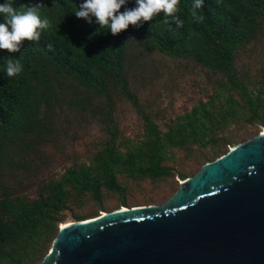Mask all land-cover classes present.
<instances>
[{
    "label": "trees",
    "instance_id": "obj_1",
    "mask_svg": "<svg viewBox=\"0 0 264 264\" xmlns=\"http://www.w3.org/2000/svg\"><path fill=\"white\" fill-rule=\"evenodd\" d=\"M34 2L52 28L0 50V264H40L64 223L166 202L264 128V0H203L202 23L179 0L183 27L161 13L118 35L76 16L84 0H12Z\"/></svg>",
    "mask_w": 264,
    "mask_h": 264
},
{
    "label": "water",
    "instance_id": "obj_2",
    "mask_svg": "<svg viewBox=\"0 0 264 264\" xmlns=\"http://www.w3.org/2000/svg\"><path fill=\"white\" fill-rule=\"evenodd\" d=\"M40 264H264V128L162 204L62 224Z\"/></svg>",
    "mask_w": 264,
    "mask_h": 264
},
{
    "label": "clouds",
    "instance_id": "obj_3",
    "mask_svg": "<svg viewBox=\"0 0 264 264\" xmlns=\"http://www.w3.org/2000/svg\"><path fill=\"white\" fill-rule=\"evenodd\" d=\"M128 0H84L75 10L78 18H85L89 23L95 22L99 30H110L112 35H118L127 30L130 25L141 27L143 23L152 21L153 18L163 13L166 22L168 18L175 20L178 27H183V20L179 19V0H135V7L126 8ZM221 3V0H217ZM44 5L34 2L29 5L15 7L12 0L0 4V14L4 22H0V50L10 53L20 51L25 40L39 42L42 33L52 28L49 19L41 18L39 10ZM203 6V0H194L191 6V17L197 23H202L204 17L199 15L197 9ZM10 57V56H9ZM5 58L4 70L8 78L18 76L23 71L19 59Z\"/></svg>",
    "mask_w": 264,
    "mask_h": 264
},
{
    "label": "rangeland",
    "instance_id": "obj_4",
    "mask_svg": "<svg viewBox=\"0 0 264 264\" xmlns=\"http://www.w3.org/2000/svg\"><path fill=\"white\" fill-rule=\"evenodd\" d=\"M50 250H51V248H50ZM50 250H49V251H50Z\"/></svg>",
    "mask_w": 264,
    "mask_h": 264
}]
</instances>
